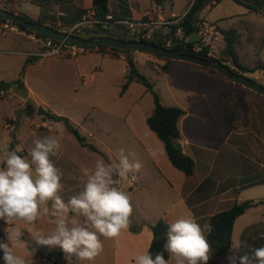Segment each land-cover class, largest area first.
<instances>
[{"label":"rangeland","instance_id":"374dc122","mask_svg":"<svg viewBox=\"0 0 264 264\" xmlns=\"http://www.w3.org/2000/svg\"><path fill=\"white\" fill-rule=\"evenodd\" d=\"M41 3H44L42 19L55 24L60 22L64 25L71 24L59 19L60 11L53 8L50 0H42ZM69 3L70 1H67L61 10L68 12V15L79 21H82L84 14L91 10L88 8L80 12L73 9ZM18 6L28 16H33L39 11L34 0H17L0 5L13 13L12 10ZM211 6L201 13V18L218 24L224 30L236 29L242 34L241 42L237 46L242 65L253 68L258 63L263 64L264 11L260 12L259 9L252 11L251 6L239 5L232 0H225L218 5L212 4ZM187 10V3L184 0L176 1L175 12L180 13ZM178 22L177 20L168 27ZM116 30L122 32V29L117 28ZM189 41L194 43L197 41L195 32L189 36ZM0 48L2 49L0 82H14L18 80L25 67L22 52H35L37 44L21 38L20 42L14 45L10 42V36L8 38L0 36ZM133 53H137L134 60L138 70L154 84V89L164 106H188L187 99L188 95L193 93V84L197 89L208 88L206 79L204 80L203 76L195 70L201 67L199 65L173 61L166 72L163 66L165 59L143 52ZM125 54L116 51L111 55L113 58H107L99 53L78 58L56 56L49 60L43 59L44 61L41 62L40 58L39 64L27 67L23 80L25 82L27 78L28 85L38 98L34 100L42 102L38 108L34 105V100H27V92L22 87L13 86L10 90L0 93V146L7 142L10 149L19 148L22 150L19 154L27 156L36 138L54 135L59 140L61 149L58 157H52V159L63 172L64 189L60 195L65 201L82 189L86 179L81 172L82 168L94 169L98 159H103L106 163L112 160L118 162V153L121 149L126 155L135 153V157L129 155V159H137L142 163L143 173L147 174L150 182L154 185L159 182L146 162L148 154L144 149V144H141V139H136V136L143 135V129H132L126 117V113L135 102L145 115L151 116L155 108L154 98L139 83L131 86L125 98L119 97L122 83L125 80L123 72L127 71L126 76L129 73L127 61L121 59V56L129 55ZM223 56L221 55L223 59H227V56L226 58ZM34 57L29 55V58ZM230 65L233 66L231 63ZM245 76L251 78L249 73H245ZM29 103L33 106L30 107ZM40 107L47 113L69 118L79 129L80 134L86 138V144L94 145L101 154H96L89 148H83L77 139L65 129L62 122L53 121L55 125H52L48 123L50 119L48 116H38L37 112ZM120 186L131 196L134 208L131 219L134 226L143 221L142 217L147 216L151 208L156 211L164 210L172 203L165 190H156L152 187L133 190L129 178L123 180ZM53 220L51 215L44 216L35 223L34 230L50 232L54 227ZM13 227L21 229L20 239L24 242L18 247V254L30 255L28 244L36 243L29 231L32 226L25 225L23 222L7 225L0 220V234L5 237V242H7V231ZM119 238L121 242L117 243L116 240ZM117 239L103 240L104 250L93 264H132L127 257L133 247L130 248V245L123 241L124 232ZM46 247L52 251L62 250L59 246ZM31 258L34 264H45L40 259H34L33 255ZM0 264H4L2 250H0ZM66 264L69 262L67 261ZM73 264H75L74 258Z\"/></svg>","mask_w":264,"mask_h":264},{"label":"crops","instance_id":"0c3cea01","mask_svg":"<svg viewBox=\"0 0 264 264\" xmlns=\"http://www.w3.org/2000/svg\"><path fill=\"white\" fill-rule=\"evenodd\" d=\"M34 1L39 11L33 16H28L24 10L19 9V6L12 11L38 22L43 18L44 3H41L42 0ZM50 1L53 8L59 9V19L65 22L73 19V17L68 15V12L61 10L62 6L67 4V1H70L69 4L73 9L80 12H84L88 8L93 9V0ZM176 1L164 0L162 5H158L152 0H109L110 14L108 17L116 20L140 19L147 12L152 11L165 19L177 21L186 15L194 0H184L187 3L188 10L180 13L175 12ZM249 5L252 11H257L258 9L260 12L264 11V0H252ZM208 7L212 6L209 5ZM70 23V25H64L62 22L59 24L46 22L45 25L62 32L78 24V22ZM169 30L170 28L166 27L157 31L154 41H164V37L168 35ZM220 31L227 30L220 27ZM110 32L119 35L123 31L111 29ZM9 36L10 42L14 45L18 44L21 38L37 44L35 52H22L25 58V65L29 58V53H38L42 50V44L38 36H35L36 40H33L29 36L24 37L15 33H8L6 37L1 38H8ZM241 38L242 34L240 41L236 44V51ZM186 42H189V38ZM222 46L224 47V52L226 40L222 42ZM130 54L132 56H129ZM135 54L137 53L125 54L126 56H121V59L126 61V57L129 56L134 60ZM226 60L225 64L231 69L243 74L228 61V57ZM41 61L44 60L42 59ZM40 62L38 58L37 61L34 60V63L28 64L27 67H32ZM134 62L136 65L135 60ZM163 62L167 72L173 61L165 60ZM239 62L241 63L240 58ZM263 64L258 63L256 64L257 66L250 68L241 63L242 66L250 70ZM195 70L203 76L204 80L206 79L208 88L205 90L197 89L195 88L196 85L193 84V93H190L187 99L188 106H177L186 111V115L179 122L181 132L179 143L183 152L195 161L196 169L193 176L188 177L172 166L163 144L149 130L146 124L150 116L144 114L137 102L126 113L129 126L132 129H143V135L136 136V139H141V144H144V149L148 154L146 162L150 165L155 178L159 180L157 185H154L150 182L147 174L143 173L144 168H141L138 173H134L138 178V184L133 190L141 189V187L165 190L172 201L171 205L164 210L156 211L151 208L150 213L142 217L146 226L142 227L139 234L131 233L130 228L124 232L123 241H125V244L130 245V248L133 247L127 257V260L132 264H134L136 255L149 250L153 240V232L150 226L157 221L164 219L170 223L180 216L191 214L203 226L206 223L210 224L211 218L216 214L247 201H253L255 206L236 220L232 234L233 244L237 240H243L251 248L264 246V239L260 238V233L264 231V96L244 86L235 84L219 72H213L205 67H197ZM256 72L249 73L251 78ZM123 73L126 78L127 71L124 70ZM124 82L125 80L122 85ZM133 84L130 85L123 97H120L119 94L121 99L125 98ZM24 87L23 89L27 92V100H34V98L38 100L28 85L27 78L24 82ZM34 102L36 108L42 103L35 100ZM233 113L236 114V117L232 122L231 116ZM53 121L49 119L48 123L55 125ZM91 146L98 151L94 153L101 154L94 145H89V147ZM153 152H156L157 155L153 156ZM148 183H150V186H148ZM160 186L162 187L159 188ZM157 192L161 194L160 191ZM205 235L207 236L208 233L205 232ZM116 241L120 243L121 239L119 238ZM245 252L250 254V248L242 247L238 255H243ZM227 256L220 257L213 252L209 264H228Z\"/></svg>","mask_w":264,"mask_h":264},{"label":"clouds","instance_id":"9594fccd","mask_svg":"<svg viewBox=\"0 0 264 264\" xmlns=\"http://www.w3.org/2000/svg\"><path fill=\"white\" fill-rule=\"evenodd\" d=\"M60 149L54 135L36 138L27 156L20 155L19 148L10 149L7 142L0 146V220L7 225L23 222L32 226L29 231L36 244L59 246L69 264L73 258L75 264H93L104 250L103 240L117 239L131 227V196L120 185L143 165L129 159L135 153L126 155L123 149L118 162L98 159L94 169H81L86 178L83 187L65 201L60 195L63 172L52 159L58 157ZM48 215L54 218L52 230H34L35 223ZM212 231L211 224L201 226L191 214L180 216L167 225L163 250L155 254L146 250L134 257V264H209L213 249L205 232ZM21 235L19 227L7 231V242L0 243L4 264H34L33 252L27 256L17 252L24 244ZM260 238L264 239V231ZM242 247L250 248V254L238 255ZM230 252L228 264H264V246L251 248L246 241L237 240Z\"/></svg>","mask_w":264,"mask_h":264},{"label":"trees","instance_id":"16d2710c","mask_svg":"<svg viewBox=\"0 0 264 264\" xmlns=\"http://www.w3.org/2000/svg\"><path fill=\"white\" fill-rule=\"evenodd\" d=\"M152 1H154L158 5H162L164 2V0H152ZM223 1L225 0H194L193 4L191 5L186 15L181 20H179V22L176 25L170 27L168 35L164 37L165 38L164 41L152 40L148 43H153L155 45L162 46L168 49L167 41L173 40V45L171 48H169L170 50L183 51L185 54L192 55L193 53L191 52L190 49L194 47L195 43L191 41L186 42V40L189 38V36L192 33L196 32V24L202 19L200 17L201 13L209 5H212L213 2H215V5H218ZM232 1H234L239 5H244L249 7H250L249 2L250 1L252 2V0H232ZM92 10H94L95 16L98 19H100L101 21H108L107 17L110 14L109 0H93ZM26 19L30 22L40 23V24H46L47 22L44 19H41L38 22H35L28 17H26ZM78 21L79 20L77 19L67 20V22H73V23L74 22L77 23ZM115 21L117 20L112 18L110 21H108L110 22V24L98 26L97 29L98 34L100 36L112 37L125 42L135 41L133 38L128 37L127 34H125L124 32H122L119 35L116 33H111L110 29L113 27L111 24ZM0 22H7V21L3 17H0ZM18 26L23 30L27 31L28 33L34 34L40 38H46V39L49 38L45 35L30 32L20 25ZM179 29H181L183 33L182 38L176 36ZM222 34L224 35L226 40V48L221 55H224L223 57L227 56L229 58L228 61H230L236 68H238V70H240L243 74L264 70V64L252 70L241 65L236 51V44L240 41L241 34L237 30L231 29L227 31H222ZM176 39H178V43H176ZM103 48H107V47L103 46ZM112 50L121 51L126 54L133 53V51H122L116 49H112ZM199 56L201 57V55ZM33 59L35 61L38 60V58H33ZM34 60L28 58L26 65L22 73L20 74V78L17 81L0 82V93L10 90L13 86L25 88L23 82V79L25 77V71L27 65L33 64ZM126 61L128 64L129 73L126 76L125 82L121 87L120 97H123L126 94L132 83L141 84L146 88V90L149 93L152 94L154 98L155 108L152 115L148 117L146 124L149 130L152 133H154L156 137L163 144L168 160L170 161L172 166L188 177L193 176L196 169L195 161L190 156L186 155L183 152L179 143V140L181 139L179 122L180 119L186 115V111L177 106H164L160 101V97L158 93L154 89V84L151 83L150 80L138 70L134 60L131 57L127 56ZM218 61L224 64L227 62V60L223 59L222 57H220ZM211 70L213 72H217L216 70L213 69ZM234 71L238 72L236 70ZM29 106L32 107L33 105L29 103ZM47 116L48 118L54 120L55 122H62L65 125L66 129L77 139V141L82 147H88L91 151L96 153L98 152L94 147L92 146L89 147V145L86 144V138L80 134L79 129L74 125V123L69 118L50 114V113ZM235 117L236 114L233 113L231 116L232 122L234 121ZM254 206L255 203L253 201H247L241 204H236L231 209L218 213L211 218L210 224L213 228V231L210 234L208 233L207 239L213 249V252L217 256L220 257L227 256L231 253L230 249L233 244L232 234H233V228L235 222L239 217L246 214V212L249 209L253 208ZM132 224L130 227V232L133 234H139L142 227L146 226V223L144 221L138 222V225L135 224V226L134 224L133 225ZM168 224L169 223L166 220L161 219L157 221L154 225L150 226L153 232V240L149 248L151 253L155 254L163 250V244L166 241V232H167ZM0 243H5V237L1 234H0ZM28 249L30 252H33L34 259H40L45 264H66L67 262V259L65 258V253L62 250L52 251L49 250L46 246H40L37 245L36 243L28 244ZM164 255H165V259L167 260L168 254L165 252Z\"/></svg>","mask_w":264,"mask_h":264},{"label":"built area","instance_id":"2783aa9c","mask_svg":"<svg viewBox=\"0 0 264 264\" xmlns=\"http://www.w3.org/2000/svg\"><path fill=\"white\" fill-rule=\"evenodd\" d=\"M12 1L17 0H0V5H2L3 3H11ZM212 4L215 5V2H213ZM4 9L7 10L6 7H4ZM111 19L112 18L107 17L108 21H110ZM108 21H101L95 16L94 10H89L84 14L81 22L62 32L77 37L87 35L89 38H92L94 37L93 32H97L98 26L110 24V22ZM174 22L175 21L173 20L165 19L162 16L149 11L140 19L117 20L111 25L115 29H117V27H119V29H122V31L127 34L128 37L133 38L136 42H150L154 40V36L157 31L170 26ZM8 33H15L24 37L29 36L33 40H36V35L28 33L27 31L20 28L17 24H14L12 22H0V36L6 37ZM195 33L197 35V41L195 42L194 47L190 49L193 53L192 55H201V57L203 58L218 61L224 48L222 46V42H224L225 40V37L220 31V27L218 26V24L211 23L205 19H201L196 24ZM98 36L100 35L98 34ZM176 36L183 37L181 29L178 30ZM40 43L42 44V50L38 53H29L30 56H35L34 58L39 59H49L56 56L78 58L84 55L99 53L108 58L111 57V55H113L115 52L112 50V48L109 47H84L69 44L66 42H59L52 38H40ZM172 45L173 40L167 42L168 49L171 48ZM1 52L2 49L0 48V53ZM251 79L256 83L264 86V70L256 72ZM132 175L135 174H129V182L135 189L138 184V178L135 175L136 179L133 180L131 179Z\"/></svg>","mask_w":264,"mask_h":264},{"label":"water","instance_id":"95a60500","mask_svg":"<svg viewBox=\"0 0 264 264\" xmlns=\"http://www.w3.org/2000/svg\"><path fill=\"white\" fill-rule=\"evenodd\" d=\"M0 17H3L7 22L18 24L30 32L45 35L59 42H66L69 44L84 47L105 46L122 51L143 52L158 56L166 60L184 61L208 69H213L225 76L230 81L234 82L235 84L244 86L264 96V86L256 83L251 78L246 77L245 75L240 74L239 72H235L229 66L217 60H210L195 55L185 54L183 51H174L166 49L162 46H158L153 43L136 41L125 42L112 37L98 36L97 32H93L94 37L92 38H89L87 35L77 37L68 33L58 31L55 28L45 24L30 22L26 19V17L20 16L16 13H12L1 7ZM176 43H178V39H176ZM37 115L47 116L48 113L44 111L42 107H40L39 111L37 112Z\"/></svg>","mask_w":264,"mask_h":264}]
</instances>
